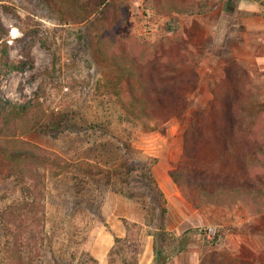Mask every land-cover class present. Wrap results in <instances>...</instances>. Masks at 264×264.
<instances>
[{
  "label": "rangeland",
  "instance_id": "rangeland-1",
  "mask_svg": "<svg viewBox=\"0 0 264 264\" xmlns=\"http://www.w3.org/2000/svg\"><path fill=\"white\" fill-rule=\"evenodd\" d=\"M238 1L0 0V50L7 43L10 59L25 64L21 72L0 81V94L11 103L32 101L35 105L0 135V215L15 202L38 203L27 210L9 209L0 218V264H19V255L24 264H159L161 254L164 264H199L211 246L222 249L227 245L244 247L264 258V192H258L264 189V165L250 156L254 146L244 137L238 143L230 140L227 151L221 153L225 144L199 141L189 127L197 106L208 105L214 98L210 87L214 79L217 97L222 96L223 72L216 68L228 58L238 59L245 69L255 72L252 99L264 103V71L256 69L257 56L264 54V12L252 15L238 10ZM255 25L261 27L260 32H247ZM128 36L145 46L117 49L115 41ZM167 38L187 40L197 55L205 54L196 60L198 85L187 93L192 106L154 129L137 126L133 131L131 124L105 118L111 122L106 126L112 135L131 140L138 164L151 174L148 183L141 169L135 171L130 181L134 199L113 193L110 183L102 188L79 187L78 192L71 180L51 176L49 166L44 168L37 161L18 165L6 157L5 149L17 147L7 140V135L15 133L71 162H100L105 171H114L108 169L114 164L113 147L104 145L97 151L92 147L100 134L66 132L53 138L31 132V127L67 109L78 112L74 117L81 125L105 122L102 109L95 108L96 79L119 73L121 66L151 71L178 63V52L167 48ZM130 59L135 63L127 62ZM118 84L122 98L130 102L131 91L123 80ZM36 99L40 106L36 107ZM31 172L38 173L35 186L30 184ZM196 179L231 183L238 189H225L217 202L220 208L214 204L216 208L203 210V191L188 182ZM76 194L97 198L102 205L75 207ZM218 194L216 190L214 195ZM21 219L29 224L25 221L18 227ZM210 226L217 232L207 238L204 230ZM182 234H189V242L179 250L175 239Z\"/></svg>",
  "mask_w": 264,
  "mask_h": 264
},
{
  "label": "trees",
  "instance_id": "trees-1",
  "mask_svg": "<svg viewBox=\"0 0 264 264\" xmlns=\"http://www.w3.org/2000/svg\"><path fill=\"white\" fill-rule=\"evenodd\" d=\"M167 40L169 42L166 43L167 48L174 53L178 52V63H167L163 69L156 70L151 68V71H137L133 66L130 69L121 68L122 66L120 67V64L115 61L114 65L120 67L119 73L114 68L116 72L114 71L113 75H109L106 78L99 76L96 79L92 89L96 94L94 99L97 100V107L95 108L96 110L102 109L104 120L108 117L110 120L114 118L116 124L126 122V124L133 126V131L137 126L142 129L145 127L154 129L156 126H162L161 124L171 117L184 113L185 110L192 106L187 93L193 91L198 85L199 74L196 60L205 54L197 55L194 50L189 48L187 40L175 39L172 41L170 38H167ZM133 44L145 46L144 43H140L132 36L125 37L123 40L119 38L115 41L117 49H120L123 45L134 46ZM8 49L7 43H4L0 50V81L6 79L14 72H21L25 68L23 61H12L10 59ZM100 49L98 46L97 52L102 54L103 52ZM217 56L221 61L220 55ZM127 62L135 63L133 59ZM216 69H220L223 72L222 84H224V89L222 96L217 97L215 88L218 87V82L214 79L210 83L214 98L208 105L201 104L197 106V110L190 117L189 127L193 130L194 137L199 139V141H209L214 145L225 144L223 145L225 148L221 150V153L227 151V144L230 140H235L238 143L246 137V141L254 146L250 156L263 166L264 136L262 132L264 131V110L261 108L264 103L252 99L253 89L255 88L253 79L255 72H249L250 70L244 68V63L234 57L221 61ZM120 80H123L125 86H127L126 88L131 91L130 102H125L119 92L118 82ZM134 82L136 83L134 88L136 91L132 89ZM40 90L43 91L44 88L40 87ZM32 103V101L11 103L0 94V135L10 129L7 126H15L18 121L23 120L35 106ZM35 104L36 107L40 106L39 100L36 99ZM75 113L78 112L67 109L60 115H53L51 119L36 122L30 131L51 135L53 138L62 136L66 132L80 133L83 131L86 135L87 132L98 133L100 135L94 140L92 147L95 148V151L104 145L113 147L109 146L112 151L111 161H114V164L108 169L113 168L112 170L114 171H105V167L100 162L91 163L87 160L71 162L54 151L26 141L20 135V137L15 136V133L7 135V140H12L17 144V147L5 149L7 152L6 157L13 160L14 163H18V165L19 163H34L37 161L44 168L49 166L47 169L51 176L64 177L71 180L73 187L78 188V192L81 190L79 187L85 188V186L93 184L102 188L110 183V190L113 193L134 199L130 181L134 178L133 174L135 171L141 169V174L148 183L152 182V178L150 172L144 171L142 169L144 166L138 164V152L135 151L136 149L134 150L131 140L121 135H112L106 126L111 125V122L107 120H105L106 123L102 121L101 124L94 120L87 126L81 125L79 123L80 120L74 117ZM102 140L106 143L103 144ZM29 175L30 184L35 186V183L39 180V178L35 179L38 173L31 172ZM172 177L174 182L180 186L177 175L172 173ZM188 182L193 188L196 187L203 191L206 198V201H204L205 207H200L203 210L208 207L216 208L218 206L220 208L221 205L217 204V202L221 201L220 196L226 192L225 189H228V191L238 189L237 186L231 183L209 179L202 181L196 179ZM153 186L162 197L163 194L154 181ZM216 190L219 193L218 195H214ZM258 192L263 194L264 189H258ZM74 197L76 198L74 201L75 207L84 206V203L98 202L99 200L97 198L86 199L79 197L77 194ZM25 202H15L13 203L14 205L6 207L3 211L1 210L0 218H4L9 209L22 208L27 210L28 207L31 208L38 204L33 201L31 203ZM102 202L101 200L98 202V204L100 203L99 206L102 205ZM214 204L216 207H213ZM39 205L43 206L42 203H39ZM161 212L164 214V209ZM25 221L29 224L27 219H21L18 227ZM159 230H163L162 226L159 227ZM184 238H186V241H183ZM188 239L189 234H182L175 239L179 250L183 249L184 245L189 242ZM223 247L218 249L211 246V249L206 250V253L201 256L199 264H264V258H260L258 254H253V252L250 253L251 251L244 247L239 249H232L229 245ZM245 250L246 254H244ZM72 254L74 255V253ZM225 254L230 256L227 258L224 256ZM17 261L19 264H24L21 255H19Z\"/></svg>",
  "mask_w": 264,
  "mask_h": 264
},
{
  "label": "crops",
  "instance_id": "crops-1",
  "mask_svg": "<svg viewBox=\"0 0 264 264\" xmlns=\"http://www.w3.org/2000/svg\"><path fill=\"white\" fill-rule=\"evenodd\" d=\"M236 6L238 10L246 11V13H249L252 15L260 14L262 13V11L264 12V3L262 0L261 1L239 0ZM246 22H251V20H248ZM251 24L254 25L255 22H252ZM247 30H248L247 32H252V33H255L257 31L260 32L261 27L259 28V26L255 25L252 29H250L249 27ZM257 57L258 58L256 60V69L259 68L260 70L264 71V54L260 56L258 55Z\"/></svg>",
  "mask_w": 264,
  "mask_h": 264
},
{
  "label": "built area",
  "instance_id": "built-area-1",
  "mask_svg": "<svg viewBox=\"0 0 264 264\" xmlns=\"http://www.w3.org/2000/svg\"><path fill=\"white\" fill-rule=\"evenodd\" d=\"M217 229L215 227H208L204 230V234L207 238H212L213 236L216 235Z\"/></svg>",
  "mask_w": 264,
  "mask_h": 264
},
{
  "label": "water",
  "instance_id": "water-1",
  "mask_svg": "<svg viewBox=\"0 0 264 264\" xmlns=\"http://www.w3.org/2000/svg\"><path fill=\"white\" fill-rule=\"evenodd\" d=\"M157 262L159 264H164L166 262V259L163 257V255L161 254L157 260Z\"/></svg>",
  "mask_w": 264,
  "mask_h": 264
}]
</instances>
